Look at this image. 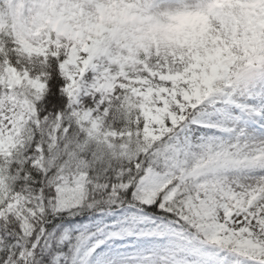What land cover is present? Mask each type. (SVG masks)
<instances>
[{
  "label": "snow or ice",
  "instance_id": "obj_1",
  "mask_svg": "<svg viewBox=\"0 0 264 264\" xmlns=\"http://www.w3.org/2000/svg\"><path fill=\"white\" fill-rule=\"evenodd\" d=\"M0 264H264V0H0Z\"/></svg>",
  "mask_w": 264,
  "mask_h": 264
}]
</instances>
